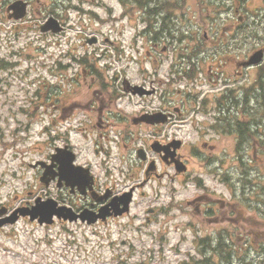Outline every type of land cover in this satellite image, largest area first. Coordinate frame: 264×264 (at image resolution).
Listing matches in <instances>:
<instances>
[{
	"label": "flooded vegetation",
	"instance_id": "flooded-vegetation-1",
	"mask_svg": "<svg viewBox=\"0 0 264 264\" xmlns=\"http://www.w3.org/2000/svg\"><path fill=\"white\" fill-rule=\"evenodd\" d=\"M148 1L142 9V28L132 38L133 42L142 40L143 60L151 63L143 67L142 82L119 79L114 73V81L121 80V84H110L109 90L105 87L106 93L110 92L108 99L104 96L108 102L101 99L56 108L58 119L51 118L52 126L62 122L69 128L52 139L57 143L53 142L47 152L49 181L45 192L35 196L29 193L31 198L27 200L16 196L18 205L4 203L6 214L0 218V225L11 226L10 220L20 214L14 215V211L29 212L38 199L52 203V211L60 212L53 216L52 225H47L50 229H58L89 247L95 244L86 229H92L97 238L107 237L99 231L104 228L117 237L115 241H125L140 230L148 255L164 248L183 252L181 240L175 244L174 235H180L193 241L201 252L205 250L206 260L211 261L208 249L212 250L213 245L209 238L229 237L237 247L241 240L248 238L256 243V237H264L258 212L254 216L256 227L247 230L245 222L252 218L246 219L239 204H232L230 199L214 201L211 183H182L185 172L180 171L179 164L184 162L188 172L196 170L191 160L199 157L209 171H214L211 175L229 173L222 147L223 117L244 107L264 89L263 33L245 23L241 3L232 8L231 13L237 15L235 22L221 24L222 32L215 34L220 24L213 22L207 8L203 17L204 2ZM187 4L195 14L200 8L199 21L192 11L186 13L190 14L186 20L179 18L182 6ZM135 52L140 50L136 48ZM115 59L114 55L110 57L111 66ZM75 61L80 63L84 80L89 73L96 74L93 68L86 69L82 57ZM136 85L142 90L134 88ZM123 90L132 96L144 94L138 113L128 114L117 107ZM81 132L90 143L86 150L71 139L72 134ZM64 164L66 173L61 174ZM249 180L256 186L253 173ZM187 189L194 190L190 199L181 196V191ZM203 213L202 223L211 227L196 225ZM25 220L29 218L20 217V221ZM228 248L226 243L216 250L221 251L223 264H229L223 255ZM261 250L264 246L259 247Z\"/></svg>",
	"mask_w": 264,
	"mask_h": 264
},
{
	"label": "rangeland",
	"instance_id": "rangeland-1",
	"mask_svg": "<svg viewBox=\"0 0 264 264\" xmlns=\"http://www.w3.org/2000/svg\"><path fill=\"white\" fill-rule=\"evenodd\" d=\"M2 1L12 3L16 0ZM104 1L116 10L115 16L122 12V7L115 1ZM32 5L33 10L30 16L26 22L21 24L7 21L4 12L0 11V202H12V196L15 193L28 199L27 190L34 189L37 191L40 189L38 172L32 170L29 163L34 164L37 160L44 158L48 150V143H51L53 138L57 139L59 132H65L69 128V125L62 123L54 129L50 127L51 132H45L46 125L42 122H45L48 117L44 115V110L40 108L39 111L30 112L25 107L28 100L36 103L41 100L46 102L45 86L51 81L48 66L51 65L52 61H56L60 55H63L64 61L68 64L74 62L73 56H77V49L75 48L74 55H70L69 58L64 57L74 46L73 42L69 43L65 40L63 42L59 37L44 36L34 24L32 26L31 19H34V15L42 14L41 17L39 16L41 19L45 16L40 3ZM86 7L89 8L88 5ZM48 11L51 10L48 9ZM98 12L104 16L103 11L99 10ZM94 14L96 15V13ZM71 17L73 19L76 16L73 14ZM90 17L94 16L92 14L84 16L87 32H95L100 36L110 33V40L121 47L122 54L117 56V52L114 54L111 48L103 47L102 51L109 52L116 58L112 62L110 72L104 68L106 62H101L103 67L101 79L100 76H97L94 83L91 84L90 82L93 80L87 76L85 84L73 88L72 92L70 85H63L62 88L70 92L64 96V101L70 99V104L97 103L101 99L108 102L104 98L107 93L103 83L117 84L118 87L121 84V80L119 82L114 81V73H117L120 79L125 76L124 71H126V76L130 80L134 83H140L142 82L141 69L151 66L149 61L143 60L144 53L141 41H139L138 46L140 53L131 49L134 30L127 27L128 19L117 24L110 23L100 26L94 24L95 21ZM230 17L232 16L230 15ZM123 26H125L124 34L122 38H119L117 35L121 33L120 29ZM78 29L77 27L74 28V35ZM89 52L93 53V50H89ZM83 53L82 50L79 52V54ZM132 55L135 58H131ZM100 59L106 61L105 52L101 53ZM1 61L7 64L2 65ZM15 63L17 66L11 68L10 64ZM108 63L110 64V60ZM71 75L74 76V73ZM120 95L121 99L118 100L117 107L126 109L125 112L128 114L138 113L141 104L145 101L140 98L141 96H132L125 90L121 91ZM57 96L58 94H55V97ZM115 105L112 103V106ZM21 107L26 108V113H17ZM51 107L54 105L52 104ZM83 113H80V117H83ZM13 114L18 116V124L11 119ZM82 134L83 132L72 134L71 139L76 146L86 150L90 143L83 139ZM14 142H16L14 148L4 150V145L11 146ZM193 194V189L181 191V196L189 199L192 198ZM146 205H150V203H146ZM57 231L58 229L49 231L41 227L36 228V226L26 222H21L14 228L0 231V264H116L122 258L120 251L113 253L108 248L105 249L98 245L99 240L105 246L109 244L110 239L117 238L110 236L104 228L99 231L107 237L97 236L96 238L92 234V229L85 230L95 247H89L79 240V245L77 247L70 246L71 249L67 250L69 254L63 257L61 252L66 254L65 244L73 239L70 237L69 240L71 241H69L67 235H64V239L63 236L54 238ZM242 247L243 244H240L237 249ZM122 260L137 264L141 260V254L137 253L132 258L124 257Z\"/></svg>",
	"mask_w": 264,
	"mask_h": 264
},
{
	"label": "water",
	"instance_id": "water-1",
	"mask_svg": "<svg viewBox=\"0 0 264 264\" xmlns=\"http://www.w3.org/2000/svg\"><path fill=\"white\" fill-rule=\"evenodd\" d=\"M42 180L44 181V178Z\"/></svg>",
	"mask_w": 264,
	"mask_h": 264
}]
</instances>
